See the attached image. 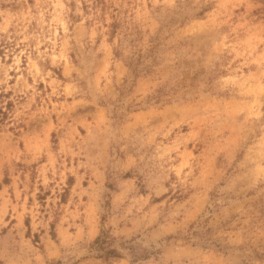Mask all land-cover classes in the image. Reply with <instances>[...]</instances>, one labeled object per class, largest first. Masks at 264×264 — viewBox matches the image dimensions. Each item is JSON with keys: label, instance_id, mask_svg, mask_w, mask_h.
Wrapping results in <instances>:
<instances>
[{"label": "rangeland", "instance_id": "rangeland-1", "mask_svg": "<svg viewBox=\"0 0 264 264\" xmlns=\"http://www.w3.org/2000/svg\"><path fill=\"white\" fill-rule=\"evenodd\" d=\"M0 264H264V0H0Z\"/></svg>", "mask_w": 264, "mask_h": 264}, {"label": "trees", "instance_id": "trees-1", "mask_svg": "<svg viewBox=\"0 0 264 264\" xmlns=\"http://www.w3.org/2000/svg\"><path fill=\"white\" fill-rule=\"evenodd\" d=\"M136 71V69H135ZM107 199L105 200V206L108 208L110 207V201H109V194L107 193ZM110 210L106 209L105 214L101 217V228L100 233L96 237V239L91 243L90 248L91 251H93L95 256L102 257L104 256L106 259L112 258V257H121V253L116 249L112 247V241L114 240V236L112 234V228L110 226H106L105 222L107 220V214H109ZM210 238H205L203 243H208ZM131 246H126L128 249L131 250V262H136L139 260H144L149 258L150 252L148 253H137L135 252V247L132 243L128 244Z\"/></svg>", "mask_w": 264, "mask_h": 264}]
</instances>
